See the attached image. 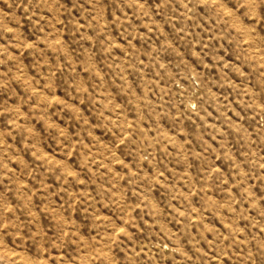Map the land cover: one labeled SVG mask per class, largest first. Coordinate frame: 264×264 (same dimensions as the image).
Segmentation results:
<instances>
[{
    "label": "rangeland",
    "instance_id": "1",
    "mask_svg": "<svg viewBox=\"0 0 264 264\" xmlns=\"http://www.w3.org/2000/svg\"><path fill=\"white\" fill-rule=\"evenodd\" d=\"M0 264H264V0H0Z\"/></svg>",
    "mask_w": 264,
    "mask_h": 264
}]
</instances>
